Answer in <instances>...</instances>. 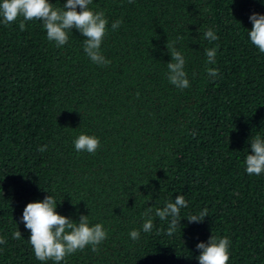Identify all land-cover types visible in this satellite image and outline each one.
Segmentation results:
<instances>
[{"label": "trees", "instance_id": "trees-1", "mask_svg": "<svg viewBox=\"0 0 264 264\" xmlns=\"http://www.w3.org/2000/svg\"><path fill=\"white\" fill-rule=\"evenodd\" d=\"M89 8L108 21V66L88 58L75 29L57 47L42 21L21 31L22 17L0 18V264H55L35 258L21 222L26 205L48 195L59 215L89 216L107 232L98 251L87 246L60 264H199L196 245L212 235L230 239L228 264H264V173L250 175L245 164L252 138L264 140V53L248 36L264 0H93ZM209 29L217 40L204 38ZM167 42L185 58L186 89L168 80ZM81 134L99 139L94 154L75 150ZM179 195L187 207L169 236L171 217L155 210ZM148 208L153 228L144 232ZM205 208L202 222L188 221Z\"/></svg>", "mask_w": 264, "mask_h": 264}, {"label": "clouds", "instance_id": "clouds-1", "mask_svg": "<svg viewBox=\"0 0 264 264\" xmlns=\"http://www.w3.org/2000/svg\"><path fill=\"white\" fill-rule=\"evenodd\" d=\"M93 0H66L62 8H54L49 0H2L0 2V18L6 24H12L18 18L23 19L19 23L21 31L25 29L26 22L42 21L46 30L47 39L55 42L57 47L68 42V33L72 29L77 30L85 39L83 50L88 58L95 64L108 66L111 61L107 60L101 52V45L107 32L108 21L103 11H93L89 8ZM131 3L132 0H129ZM79 7V11L77 8ZM249 20L252 24L251 31H248L250 42L264 53V15L253 13ZM122 20L112 23V30H117ZM204 38L209 41L218 39L211 29L204 33ZM171 56V62L167 64L168 80L175 87L183 90L188 88L189 80L185 71V58L176 50L174 43L166 45ZM207 63L214 64L217 54L216 48L206 49ZM207 73L215 78L218 70L208 68ZM77 152L94 154L100 147V141L94 136L81 134L74 141ZM47 145L39 150L46 151ZM251 151L253 154L246 157V172L250 175L264 173V140L256 136L252 138ZM75 206V205H74ZM57 202L53 196L48 195L42 202H31L26 205L22 214V221L27 230H30L29 242L33 248L35 258L39 261H53L60 264L66 256L78 250L91 246L92 251H98L100 245L106 238L107 232L102 224L90 226L89 216L80 215L79 221L61 216L56 211ZM187 207L184 196L176 197L174 203H167L162 209L157 208L155 215L161 220L171 217L167 231L169 236L173 235L177 224H180V210ZM152 209L148 208L143 215L147 217L143 224V231L150 232L153 228L151 219ZM208 217L205 208L199 215H193L188 219L190 223H200ZM130 238L138 240L140 232L132 230ZM13 239L19 240L21 232L18 230L12 234ZM7 242L6 238H0V245ZM231 241L224 237L217 240L213 235L207 243L201 242L196 245L200 255L197 257L199 264H228Z\"/></svg>", "mask_w": 264, "mask_h": 264}]
</instances>
